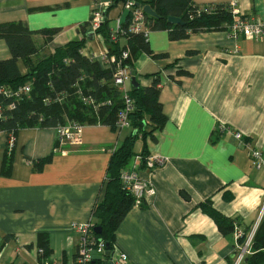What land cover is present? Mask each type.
Masks as SVG:
<instances>
[{"label":"crops","instance_id":"crops-1","mask_svg":"<svg viewBox=\"0 0 264 264\" xmlns=\"http://www.w3.org/2000/svg\"><path fill=\"white\" fill-rule=\"evenodd\" d=\"M98 1L110 2L108 31L127 25L122 0H0V25L23 24L43 50L38 56L51 54L90 33L88 22ZM191 3H233L238 17L264 20V0ZM43 31L54 32L49 43ZM146 47L132 63L131 77L146 88L160 76L159 103L167 121L153 132L154 140L139 139L134 152L138 155L145 145L148 156L165 162L150 174L140 171L155 196L129 210L115 231L111 253L125 254L126 264H232V236L223 235L199 206L209 201L244 230L264 210V170L251 166L246 147L264 154V35L235 41L216 29L170 40L166 30H156L149 32ZM83 49L102 53L103 41L86 38ZM10 58L0 39V61ZM177 69L186 75H177ZM126 87L133 88L130 81ZM129 133L100 123L84 125L81 145L62 148L54 128L29 127L16 132L9 150L7 134L0 131L3 264H37L45 258L73 263L78 239L70 225L90 219L111 154ZM44 159L37 169L35 162ZM40 235L47 241L42 256L37 252Z\"/></svg>","mask_w":264,"mask_h":264},{"label":"trees","instance_id":"trees-1","mask_svg":"<svg viewBox=\"0 0 264 264\" xmlns=\"http://www.w3.org/2000/svg\"><path fill=\"white\" fill-rule=\"evenodd\" d=\"M133 1L142 7L148 5L155 12L156 17L145 15L148 29L166 30L170 40L183 39L193 33L223 29L232 20L227 6L215 5L212 8L216 9L217 14L197 16V9L203 6L192 4L191 0ZM168 17L179 18L183 25L167 23ZM53 33V31L40 32L44 37L46 36V43L51 41ZM34 34L20 23L0 25V39L6 42L11 54L10 59L0 61V86L14 89L24 84L32 85L30 97L22 101L5 100L0 97L4 111L0 116V131L6 134L13 133L15 136L18 130L24 128H55L62 126L64 113L71 122L82 126L100 123L115 128L116 114L121 108L119 94L111 86V71L102 70L97 62L90 61L80 54L86 36L83 35L80 39L57 47L51 54H42L36 58L42 50L34 44L32 39ZM97 35L103 41V45L110 49V54L119 53L118 45L108 44L109 31L106 19ZM125 41L126 44L120 46L129 49L131 67L138 53L147 50L146 39L132 35ZM19 62H22L26 70L24 74L21 73ZM176 74L186 75L179 69ZM160 83L161 78L156 75L149 87H137L129 91L135 105L134 111L129 115L131 133L123 138L119 147L111 154L106 178L102 184L101 198L92 209L94 228H101L96 238L105 245L108 244L111 251L115 241V231L134 204L133 197L122 188L120 173L136 155L135 143L139 139L154 140L153 132L161 129L167 121L159 103ZM79 95L89 97L95 102L110 100L111 105L102 106L96 111L84 105ZM59 98L61 100L57 101ZM10 105L14 109H9ZM147 128L150 129L146 131ZM138 155L142 159L148 156L145 145ZM46 161L47 159L36 161L35 166L40 169ZM199 208L223 235L232 234L236 219L221 215L209 201L201 204ZM263 222L261 220L258 226L252 245L253 254L247 257L246 264L264 263ZM38 247L46 253L47 241L43 235L38 238ZM95 264H103V262L96 261Z\"/></svg>","mask_w":264,"mask_h":264},{"label":"built area","instance_id":"built-area-1","mask_svg":"<svg viewBox=\"0 0 264 264\" xmlns=\"http://www.w3.org/2000/svg\"><path fill=\"white\" fill-rule=\"evenodd\" d=\"M123 9L128 13V23L126 26H119L114 30L109 31L108 44L118 45L119 53L110 54V49H107L103 45V52L98 54L85 53V49L80 50V54L90 61L101 64V67L111 71V86L119 94L121 102V108L117 111L115 120V129L118 132L129 130L131 131V125L129 121V115L134 111V101L130 97L129 90L126 85L131 79V68L129 65L131 55L127 48L120 46L121 40H126L130 36L139 35L144 39L147 38L150 30L148 29L145 13L142 10V6L134 3L133 0H122ZM110 6V2L98 1L95 4V8L92 12L91 18L88 22L89 30L95 37H99L97 32L100 30L104 21L105 11ZM213 6H205L197 9L196 15L202 14L213 15L217 14L216 9ZM229 12L232 15V20L229 24L224 26V30L228 34L230 39L238 40L243 39H258L264 35V20H253L244 17H238L236 15L235 5L233 3L227 6ZM100 38V37H99ZM67 62V61H66ZM32 91L31 84H24L17 88L11 89L4 86H0V97L3 99H10L15 101H22L30 97ZM59 96V95H58ZM59 97H62L61 95ZM84 105L90 106L93 110H98L102 106L111 105V101L95 102L93 99L79 95ZM61 99H57L60 101ZM9 109H14L13 106H9ZM3 107L0 104V116L3 113ZM68 127L58 126L55 127L56 142L58 146L64 148L66 146H80L81 145V132L82 125L78 123H70ZM234 138L240 142L242 141V135L240 133H234ZM8 148H12L15 142V136L13 133L7 134ZM243 144V143H242ZM248 149V156L251 166L256 170H264V154L258 150L246 145ZM164 159L157 155H149L145 159L141 156L135 155L134 161L124 168L120 173V183L125 192L133 197L134 207H140L144 200L150 199L155 196V189L150 182L143 178L140 171H145L150 174L154 169L164 164ZM264 210L261 211L260 217L257 222L249 229L244 230L241 226L235 222L233 224L232 238H233V261L232 264H244V261L252 254V245L254 236L258 229V226L263 218ZM70 229L77 235V246L75 256L72 264H95L93 263V257L99 256L101 262L104 260L105 244L102 241H98L94 232L93 218L83 223H72ZM242 240V241H240ZM39 256L44 254L42 248L37 250ZM112 252V251H111ZM109 260L112 264H126L127 257L123 253L113 254L109 256ZM0 264H3L0 260ZM37 264H62L49 259H42Z\"/></svg>","mask_w":264,"mask_h":264},{"label":"water","instance_id":"water-1","mask_svg":"<svg viewBox=\"0 0 264 264\" xmlns=\"http://www.w3.org/2000/svg\"><path fill=\"white\" fill-rule=\"evenodd\" d=\"M142 10L146 15L151 16V17H156L155 12L148 5L143 6ZM167 23H169L171 25H183L182 21L179 18H175V17H168ZM93 37H94V34L92 32L86 34V38L89 40H92ZM130 83H131L133 88L138 87V83L136 82V79L134 77H131ZM94 232H95V234L99 235L101 232V228L95 227ZM110 254H111V249H110L109 245L106 244L105 245V254H104L103 264H112V262L109 260ZM100 260H101V258L99 256L93 257V263H95L96 261H100ZM246 261H247V259L244 261V263H246Z\"/></svg>","mask_w":264,"mask_h":264},{"label":"rangeland","instance_id":"rangeland-1","mask_svg":"<svg viewBox=\"0 0 264 264\" xmlns=\"http://www.w3.org/2000/svg\"><path fill=\"white\" fill-rule=\"evenodd\" d=\"M43 51V50H42ZM42 56V55H41ZM36 58H39V56H36ZM63 121H62V126H64V127H68L69 125L68 124H70V123H72L70 120H69V118H68V115H66L65 113H64V115H63ZM150 128H147L146 129V131H148ZM55 131V130H54ZM129 130H127V131H125V134H127V132H128ZM130 134V133H129ZM55 136H56V134H55ZM56 138V137H55ZM56 140H57V138H56ZM57 143V142H56ZM58 145V144H57ZM140 146H141V142L140 141H137L136 143H135V145H134V150L135 151H138L137 149L138 148H140ZM134 157L135 156H133L132 158H131V160H130V162H129V164L128 165H130L133 161H134Z\"/></svg>","mask_w":264,"mask_h":264}]
</instances>
